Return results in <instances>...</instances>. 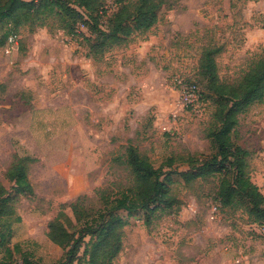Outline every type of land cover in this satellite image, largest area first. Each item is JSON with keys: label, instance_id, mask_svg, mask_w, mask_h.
Segmentation results:
<instances>
[{"label": "rangeland", "instance_id": "374dc122", "mask_svg": "<svg viewBox=\"0 0 264 264\" xmlns=\"http://www.w3.org/2000/svg\"><path fill=\"white\" fill-rule=\"evenodd\" d=\"M117 2L105 0V8L110 12ZM158 17L149 30L95 58L52 19L35 31L24 26L12 51L0 47V194L9 196L0 208L1 263L62 264L67 248L49 238V222L59 216L78 236L85 222L73 210L79 197L80 214L97 215L105 205L101 192L112 200L132 186L130 144L163 165L173 200L154 212L119 211L129 223L116 264H231L239 250L253 248L251 238L264 241V226L251 223L242 208L222 209V221L209 218L219 172L189 181L181 173L191 156L206 159L216 151L209 136L216 102L200 65L204 51L216 49L221 81L240 79L264 50V0H164ZM107 21L103 13V26ZM175 75L203 88L200 114L177 107V92L168 87ZM234 137L249 151L252 181L262 183L264 102L240 115ZM27 156L34 158L25 162L31 192L20 191L9 174ZM177 207L182 217L169 213ZM254 264H264V254Z\"/></svg>", "mask_w": 264, "mask_h": 264}, {"label": "trees", "instance_id": "16d2710c", "mask_svg": "<svg viewBox=\"0 0 264 264\" xmlns=\"http://www.w3.org/2000/svg\"><path fill=\"white\" fill-rule=\"evenodd\" d=\"M163 2L119 0L116 8L109 12L105 8V0H0V47L6 46L10 35L17 34L20 37L24 26H30L35 31L36 27H48L52 19L58 22V29L82 39L87 50L86 56L95 58L125 41L135 31L142 32L153 27L158 21ZM103 13L108 14L106 26L101 23ZM81 23L85 24L89 34L84 30L76 32ZM215 51V48H206L200 65L203 74L208 77V89L216 102L214 120L209 129L216 151L206 159L191 156L187 160L189 168L181 173L189 181L207 172H219L220 183L215 199L221 201L222 209L242 208L251 223L264 226V193L252 181L248 171L249 151L234 137L240 115L254 104L264 102V50L249 64L242 77L234 82L220 80ZM193 80L200 86L205 102L203 88L196 79ZM127 157L134 177L132 186L112 200L105 191L101 192L105 205L97 210V215L80 214V197L74 202V212L85 219L78 236L60 222L59 216L49 222V238L67 248L66 260L62 264H72L74 260L78 264H116L123 249L125 226L129 223L119 211L126 210L130 214L139 209L154 212L171 206L173 197L169 186L161 178L167 173L163 165L156 167L133 144L127 148ZM32 159L30 156L19 158L9 170L20 191H33L25 164ZM199 159L201 163L195 166L194 161L198 162ZM8 197L0 194V208ZM178 211L180 207L171 209L169 213ZM82 246L84 250L80 256L78 252Z\"/></svg>", "mask_w": 264, "mask_h": 264}, {"label": "built area", "instance_id": "2783aa9c", "mask_svg": "<svg viewBox=\"0 0 264 264\" xmlns=\"http://www.w3.org/2000/svg\"><path fill=\"white\" fill-rule=\"evenodd\" d=\"M85 24H79L76 32L83 30ZM19 36L17 34H12L8 38L6 44L7 52L12 51L16 45L18 44ZM171 90L177 92V107L183 110H188L194 114H200L203 111L205 102L203 99V94L200 86L191 78L182 75H175L169 86ZM169 131L168 128H165ZM260 190L264 193V181L258 184ZM209 218H215L219 221L224 219V215L222 212V203L220 200L214 199L211 202ZM241 260L236 259L235 264H240Z\"/></svg>", "mask_w": 264, "mask_h": 264}, {"label": "crops", "instance_id": "0c3cea01", "mask_svg": "<svg viewBox=\"0 0 264 264\" xmlns=\"http://www.w3.org/2000/svg\"><path fill=\"white\" fill-rule=\"evenodd\" d=\"M256 105V104H254ZM256 184H260V182L256 181ZM184 215V210L179 211V217H182ZM249 242L251 245L253 244V248L251 247L248 252L246 250H239V253L236 254V258L231 261V264H235L236 259H240L241 263L240 264H254V260L257 257H260L261 254H264V241L262 239L257 238L255 236V239H250ZM131 245V244H129ZM252 250V251H251ZM123 252V251H121ZM134 252V248L132 246L129 247V252L127 253V258H131L132 253Z\"/></svg>", "mask_w": 264, "mask_h": 264}]
</instances>
